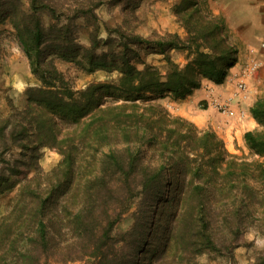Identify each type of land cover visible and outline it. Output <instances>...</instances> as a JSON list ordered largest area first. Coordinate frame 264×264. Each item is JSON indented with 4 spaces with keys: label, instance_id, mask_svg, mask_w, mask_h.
<instances>
[{
    "label": "rangeland",
    "instance_id": "374dc122",
    "mask_svg": "<svg viewBox=\"0 0 264 264\" xmlns=\"http://www.w3.org/2000/svg\"><path fill=\"white\" fill-rule=\"evenodd\" d=\"M49 1L56 11L53 15L38 14L45 28L38 61L52 62L72 91L81 92L87 87L94 89L89 110L95 117L99 116L97 108L104 111L105 115L101 117L106 122L103 126L116 130V126L110 124L115 112L122 107L125 114L131 112L132 107L120 106L124 103L130 105L126 98L138 94L161 95L156 102L174 117L184 120L179 123L182 132L190 134L194 128L199 135L211 133L221 141V150H224L222 161H209L208 166L203 167L204 172H199L200 158L187 149L145 148L143 140L146 137L135 145L139 150L135 191L139 192V186L140 191L146 186H142L141 178L142 168L146 166L150 177L147 178V189L157 191L158 196L148 205L139 244L135 247L136 241L125 236L124 249L117 260L125 264H264V173L261 171L264 157L254 153L244 140L248 125L242 116L237 117L241 107L234 109L237 111L235 116L221 110L223 104L229 109L232 96L221 101L213 95V86H220L226 78L215 84L198 76L199 85L183 91L151 88L133 92L117 89L120 72L116 67L126 58L138 69L152 66L160 74H165L168 71L166 57L179 67L190 61L196 62L199 53H208L221 63L227 56L220 57L228 48L235 49L238 61V39L252 24H263L264 0ZM28 8L29 0H0V129L9 124L4 129L7 140L0 142V224L5 217L12 221L19 216L13 213L10 217L9 213L16 205L22 186L37 189L43 195L51 186L57 192L63 190L67 183L62 180L69 161L74 181L67 192L70 195L68 206L80 204V135L89 118L81 119L74 127L57 119L53 126L55 143L34 150L22 147L27 142L33 144L34 137L30 132L35 128L34 123L47 120L40 106L26 107V90L39 88L41 82L12 27L16 18L20 20L23 13H28ZM168 40L174 42V48L168 46ZM159 42L164 46L160 47ZM260 46L264 47V44ZM251 62H256V71L260 64L250 59L242 63L234 76L236 91L238 82L245 84V89L239 93L244 94L241 103L245 110L249 108V113L255 101L264 97V81L259 92L249 91L246 78L254 71L247 75L242 71ZM248 91L254 94L251 105ZM188 101L191 103L187 104L185 112L190 117L183 110H175ZM98 102L100 104L95 108ZM134 104L139 110L145 106L138 99ZM210 110L219 113L224 124L235 120L238 124L225 132L223 128L203 123V116ZM251 122L253 127L247 131L261 133L264 137V125L258 124L253 117ZM133 134L131 131L128 137L133 138ZM46 136L40 138L51 142ZM121 138L112 131L105 133L101 153L97 155L109 154ZM60 143L63 151L70 150V157L62 155ZM208 145L214 148V153L220 149L213 138H208ZM209 157L204 155L203 159ZM1 177H9L12 184L4 183ZM140 199L135 198L115 223L112 231L115 238H124L123 233L134 225L131 214L137 207L145 205V202L138 204ZM62 202L54 192L45 206L47 221L54 222L51 216L57 213L56 208ZM24 210L29 212L27 208ZM52 229L56 233L49 243L46 264H96L100 260L80 257V248L64 250L72 247L69 245L71 241L67 244L61 241L60 244L64 236L54 227ZM33 260L32 256L30 261Z\"/></svg>",
    "mask_w": 264,
    "mask_h": 264
},
{
    "label": "trees",
    "instance_id": "16d2710c",
    "mask_svg": "<svg viewBox=\"0 0 264 264\" xmlns=\"http://www.w3.org/2000/svg\"><path fill=\"white\" fill-rule=\"evenodd\" d=\"M11 11H14V8ZM55 11V6L49 0H29L28 13H23L24 16L20 20L16 18L12 22L22 50L32 64L34 74L41 82L39 88L26 90V107L28 106L29 109L32 106H40L44 115L47 116L45 118L47 120L43 122L39 121L38 124L33 122L35 128L30 132V136L34 137L31 140L33 144L27 142L22 147L34 150L55 143L53 126L57 124V119L74 127L80 123L81 119L89 118V122H85L86 128L80 135V204L79 206H68L70 195L67 192L74 181L69 170L70 161L68 165L66 164V172L62 180L67 183L63 190L57 192L51 186L47 190V194L43 195L37 189L29 190L22 186L18 192L16 205L12 206L9 213L10 217L13 213L19 214V216L12 221L5 217L0 224V264H46L49 243L56 233L52 227L61 233V236H64L60 239V244L61 241L64 244L71 241L69 245L72 247H66L64 250L80 248V257L92 260L100 258L96 264H125L117 260V256L124 249L122 243L125 241V236H130L133 241H136L135 247L139 244L144 232L146 223L144 219L148 205L158 196L157 191L147 189V178L150 177L146 166L142 168L141 176V178L143 177L142 186H146L142 191H140V186L139 192L135 191L137 187L135 183V173L138 168L137 153L139 151L135 145H138L137 143L146 137V140H143L145 148L148 146L154 150L160 147L171 150L179 149V147L187 149L188 152L195 153V156L200 158V163L197 164L199 172H204L203 167L208 166L209 161L213 163L216 160L217 162L222 161L224 150H221V141L211 133L199 135L194 128L190 134L182 132L179 123L184 120L174 117L163 105L156 102L162 97L161 95L138 94L126 98L130 105L124 103L120 106L132 107L131 112L125 114L124 107L115 112L111 117L113 121L110 124L116 126V130L107 125L103 126V123L106 122L101 117L105 115L104 111L97 108L96 111L99 112L97 117H100V121H97V117L89 110L92 99L94 100V89L87 87L81 92L72 91L68 81L63 78L62 73L55 68L52 62L46 64L38 61V53L45 30L38 14L45 12L48 15H53ZM136 39L138 41V38ZM167 44L171 48L175 47L173 41L168 40ZM158 45L164 46L163 42H159ZM222 55L220 59L225 58L224 55L227 58L224 62L218 63L216 58L211 57L210 54L199 53L195 59L196 62L190 61L183 67L172 63L166 57L168 71L165 74H160L152 66H143L138 69L135 65L130 64L128 59L123 58L121 63L116 66L120 72L117 89L140 92L143 89L168 88L174 91H183L189 86L197 87L199 85L198 76L220 84L226 78L228 70L237 61L236 51L233 48H228ZM41 64L44 67H41ZM99 65L104 66L105 64L100 63ZM96 97H99V94H96ZM136 99L144 103L143 109L135 108ZM98 104L100 102L95 104V108ZM250 113L258 124L264 125V97L255 101ZM8 125L5 124L0 129L1 143H5L7 140L4 129ZM109 131L122 137L113 146L121 147L122 150L115 147L109 154L100 157L97 154L101 153L100 148L103 147L102 138L104 139L105 133ZM131 131L134 132L133 138L128 137ZM12 134V131L9 130L10 137ZM43 136L49 138L51 142L42 140L43 138L40 137ZM208 138H213L218 147L220 146V149L215 153L214 148H210L208 145ZM244 140L254 153L264 157V137L261 133L246 131ZM61 145L60 143L59 150L62 155L70 157V150L66 148L63 151ZM200 150L202 153L199 152ZM204 155L211 158L203 159ZM261 171L264 173L262 167ZM9 179V177H1V181L4 183H11ZM54 192L63 202L58 204L57 213L51 216L53 222L46 220L45 206L48 205L49 199L53 198ZM137 197H141L138 204L145 202V205L142 208L137 207L131 214L134 225L123 233L124 238H115L112 234L115 223L130 208ZM24 208H27L29 212H25ZM133 229L135 232H132ZM32 256L35 258L33 262L30 261Z\"/></svg>",
    "mask_w": 264,
    "mask_h": 264
},
{
    "label": "crops",
    "instance_id": "0c3cea01",
    "mask_svg": "<svg viewBox=\"0 0 264 264\" xmlns=\"http://www.w3.org/2000/svg\"><path fill=\"white\" fill-rule=\"evenodd\" d=\"M264 12V8H263ZM263 24H252L248 27L246 30L244 36L239 37V52H238V61L236 64L230 69L229 74L227 75L224 83H222L220 86H213V95L217 96L219 100L225 101L229 96H232L231 103L229 106V109L233 111L232 115L235 116L234 109L241 107V112L239 115L237 114V117L242 114V120L245 122L246 127L245 131L251 129L253 127L252 125V117L248 111L244 109V104L241 103V98H243L242 93H239V91H236L234 88V81H235V75L238 71L239 67L242 65V63L249 62L250 59L256 60L260 65L256 71L251 73L249 76H247V85L249 87V91L259 92L260 87L262 86V82L264 81V47H261L260 44H264V20L262 22ZM232 80V81H231ZM249 93L248 97L249 101L248 103L251 105L252 97H254V94ZM246 93V92H245ZM250 94H252L250 96ZM247 96V93H246ZM240 103H238V101ZM186 104L178 105V107L175 109L177 112L185 110L188 108L187 104L189 105L191 101L185 102ZM187 106V107H186ZM186 113V112H185ZM185 113L183 115H185ZM208 114H205L203 117V123L211 124L213 127H218L219 129H222L226 132L229 128H234L238 124V121L235 120L233 123L224 124L223 120L224 118L215 111H207ZM186 115H188L186 113ZM193 115V114H191ZM188 117H190L188 115ZM241 125V123H240Z\"/></svg>",
    "mask_w": 264,
    "mask_h": 264
},
{
    "label": "built area",
    "instance_id": "2783aa9c",
    "mask_svg": "<svg viewBox=\"0 0 264 264\" xmlns=\"http://www.w3.org/2000/svg\"><path fill=\"white\" fill-rule=\"evenodd\" d=\"M256 67H257L256 62H251V63H249V64L246 66V68H245L242 72H243V74H246V75H247V74H250L251 72H253V71L256 69ZM236 87H237V90H238L239 92H241L242 90L245 89V84L241 81V82H238V83H237ZM220 107H221V110H222L224 113H226V114H228V115H232L233 111H232L231 109H228V108H227V104H223V105H221ZM241 115H242V114H240V116H241Z\"/></svg>",
    "mask_w": 264,
    "mask_h": 264
}]
</instances>
